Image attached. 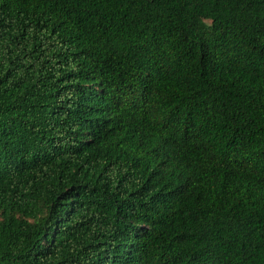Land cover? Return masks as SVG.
<instances>
[{"label":"trees","instance_id":"obj_1","mask_svg":"<svg viewBox=\"0 0 264 264\" xmlns=\"http://www.w3.org/2000/svg\"><path fill=\"white\" fill-rule=\"evenodd\" d=\"M0 264H264V0H0Z\"/></svg>","mask_w":264,"mask_h":264}]
</instances>
